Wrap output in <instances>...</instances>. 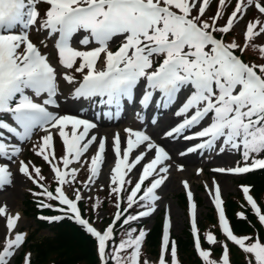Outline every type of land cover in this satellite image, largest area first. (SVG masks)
Masks as SVG:
<instances>
[{
	"label": "snow or ice",
	"instance_id": "snow-or-ice-1",
	"mask_svg": "<svg viewBox=\"0 0 264 264\" xmlns=\"http://www.w3.org/2000/svg\"><path fill=\"white\" fill-rule=\"evenodd\" d=\"M210 3L211 0L202 3L200 0H0V160L14 162L13 158L20 154L21 148L13 140L27 141L36 129L45 132L41 143L34 145V149L37 156L51 165L58 184L55 194L39 183L44 179L39 167H34L33 178L29 163L21 160L18 171L43 189L34 195L58 201L60 207L54 210L63 215L40 216L38 219L51 223L67 218L82 226L98 242L102 264H140L145 230L140 229L138 235H134L138 230L129 227L126 238L114 245L111 252L106 251L108 242L113 240L116 222L134 206L143 210L124 216L123 225L130 226L131 222L155 211L156 201L160 199L157 190L168 178L170 164L166 162L171 161V156L143 131L126 129L128 138L123 149L120 136L116 134L113 138L115 165L110 169V193L116 198L118 211L111 225L103 232L97 230L81 216L78 207L83 199L81 191L75 189V199H70L63 189L64 185L74 183L77 177L78 170L70 165L80 162L97 141L96 135L89 138L97 124L49 110V106L59 107L56 100L58 75H62L68 84L75 85L72 91L74 100L115 108L116 116L125 104L134 108L138 106L140 111L136 116L141 121V113L152 108L156 113L153 124L158 122L160 114L177 104L183 93V99L173 112L179 120L163 133L165 138L199 141L181 151V156L198 151L238 154L242 166L238 163L235 167H220L214 171L239 175L264 170V64L250 65L236 54L238 49L243 53L250 42L264 33V23L257 20L247 24L244 48L235 41L225 43L215 35L227 34L253 5L264 14V5L260 0H236L225 25L218 26L227 2L218 0L216 13L206 18ZM31 30L44 31L49 38L56 37L54 46L59 65L65 70L62 74L30 40ZM74 37H77L79 47L73 46ZM117 37L120 38L118 46L113 50ZM41 43L47 46L44 41ZM258 51L264 58V46ZM77 73L80 79L76 78ZM42 96L46 98L39 101ZM103 115L111 119L114 113L109 110ZM52 130L62 141L64 155L59 161L53 150ZM141 146H145L146 151L130 159ZM148 152H154L153 158L143 165L138 181L127 194L126 207L121 209L122 194L127 191L125 186L131 184L126 177L141 164ZM105 154L106 137H101L98 150L91 158L90 175L84 187L99 177ZM178 170H183V166ZM11 175L9 164H0V188L11 184ZM149 178L152 179L145 187ZM214 185V194L210 192V195H213L222 233L249 255L248 264H253V260L254 264H264V242L258 236L253 239L234 234L226 219L221 189L215 182ZM184 187L188 188L187 182ZM242 191L253 214L264 225V213L249 194L250 187L242 186ZM187 196L191 201L192 192L188 191ZM98 205L99 201L94 207ZM40 207L54 206L41 202ZM191 209L195 248L203 264H217L210 259V251L201 248L194 203ZM5 214L6 207H0V215ZM237 216L246 219L244 213ZM18 219V214L7 218L8 235L0 250V264H9L14 250L25 241L24 234L11 235ZM206 240L209 245L219 243L212 233L206 235ZM169 245L170 221L166 219L159 264H166L165 253ZM222 247L219 264H230L228 246L225 243ZM128 250H131L128 255H122ZM170 253L171 264H177L175 241H171ZM24 264H30V254H26Z\"/></svg>",
	"mask_w": 264,
	"mask_h": 264
},
{
	"label": "rangeland",
	"instance_id": "rangeland-1",
	"mask_svg": "<svg viewBox=\"0 0 264 264\" xmlns=\"http://www.w3.org/2000/svg\"><path fill=\"white\" fill-rule=\"evenodd\" d=\"M202 3L203 0H200ZM227 7L224 10V17L218 20V25H225L226 18L230 13L234 10V5L236 3V0H226ZM260 3L264 4V0H260ZM42 7V6H41ZM218 8V0H211L209 9L206 11V17H212ZM196 10H193V15H196ZM259 20L261 23H264V14L259 13L258 9L255 8V6H251L243 15L242 18L238 20V22L234 23L233 29H235L240 35L244 37V33L246 32V26L249 22H255ZM29 38H31L35 43L38 44L40 47L42 54L46 55L48 57V60L51 62V64L57 68L58 73H63L65 70L61 68L59 65V58L58 53L55 48V38L54 37H47V33L44 31H35L31 30L29 32ZM120 39V38H119ZM113 43V50L118 46V41ZM41 41H44L46 43V47L44 43H41ZM252 42L264 46V33L260 34V36L256 37ZM73 46L79 47L77 43V37H74L73 39ZM69 74H72L71 70H68ZM77 79H80V75L77 73L75 74ZM58 86H59V92L56 97L58 105L64 104V101L66 99H70V96H72V91L75 87V85H70L67 82L64 81L62 75H58L57 80ZM31 94V93H29ZM46 96H42L39 98V101H42L45 99ZM183 99V93H181L180 100L177 101V104H180L181 100ZM38 101V102H39ZM176 104V105H177ZM175 105V106H176ZM50 107V106H49ZM170 109L168 110L169 115L172 113ZM50 111H53L54 113L58 112V107L50 108ZM137 119L136 114H134V119ZM140 120V119H139ZM179 119L174 120V125L178 122ZM206 123V122H205ZM158 123L155 125V127H158ZM138 124H135L134 122H128L127 119H123V121H117L113 125L110 126H101L97 124L98 128H104L107 131H114L116 134H119L120 138H123V135L128 134L125 130L129 128H135L138 127ZM144 127V126H142ZM169 128V127H168ZM152 129V127H147V132ZM54 133V140H53V150L55 152V156L57 158V161H59L60 157L64 155V151L61 147L62 141L59 138L58 133L55 132V130H52ZM167 131L163 130L161 132V136H163V133ZM146 133V130L143 131ZM45 135L44 131L42 129H39L37 133H35L32 137H30L29 140L20 142V148L21 152L18 156L13 158L14 162H8L7 160H0V164H9V170L12 175L16 174V171H18L19 167V161L23 160L25 163H29V171L32 174V177L35 178V172L34 167H39L41 169V175L44 177L41 183L45 184L48 183L47 181L49 179H55V174L51 170V165L44 161L41 156H37L35 154L34 145H37L41 143V137ZM96 135V134H95ZM148 135V134H147ZM92 135H89V138ZM111 138V142L113 141L112 137H106V142L108 139ZM154 142L155 139L151 138ZM99 141V139H97ZM95 142L92 144L89 148V150L84 153V155L81 157L80 162H74L72 165H70L71 168H76L78 170L77 177L74 183L71 185H64L63 189L65 191V194L70 199H75V189H79L82 193L83 199L80 202H89L97 195H107L110 194V187H111V181H110V167H114L115 165V157L111 160V162L106 163L104 162L101 165V171L98 178L95 179L94 183H91L88 185V187H84L85 183H88V177L90 173L88 172V168L90 166L91 158L95 155V153L98 150V143ZM156 143V142H155ZM198 143V142H197ZM196 144V143H195ZM126 145L122 149L125 148ZM190 147V146H189ZM185 149H178L176 153L180 155L179 153L181 151H186ZM140 152H144V150L140 149L134 152V154L130 157V159H134L136 155H138ZM220 158H217V157ZM195 157L200 158V162L196 163L191 166H184L180 162L173 161L171 167L169 168L168 178L165 181V183L157 190V195L160 197L159 200L156 201L155 205V211L148 217L141 218L142 221L147 223V226L145 228V231H148L152 225L154 224V220L158 215H162V217L166 220L170 221V240H174L177 238H180L184 235L185 230L189 226V222L191 219V204L196 205V223H197V229L200 231L203 228V225L205 224V219L207 217V214L210 212L211 208L215 207V204L213 202V195H210V192L214 194V182L215 184H218L221 189V198L222 201L230 197L231 194L237 193L239 188V177L235 176L233 174H223L214 171L216 168L220 167H235L239 163V155L238 154H218L217 151H200L197 154H195ZM211 160L212 158H214ZM153 156L149 157L148 159H145V161H142V164L149 162ZM183 166V170H178L179 166ZM242 166V164H240ZM60 167L63 168L62 163H60ZM185 167L191 168V174H188V171H186ZM143 169V167H142ZM199 170V171H198ZM11 175V178L14 177ZM138 171H132L128 174L126 177V180L130 179L131 183H136L139 178ZM226 176L227 177V183L228 187L224 188L221 183V177ZM20 178V187L18 188V196L15 199H9L7 201L0 202V207H6V214L0 215V250H2L6 235H8L6 223L8 216H17L19 215V219L17 221L16 227L13 229L12 236L14 234H24L25 237L28 233L37 231V237L39 239H42L43 237L51 236L53 231L52 227H44L42 229L37 228V224L35 222V218L32 214H24L25 206L23 205V202L25 200L26 194L29 192L31 193H38L37 190L32 188V185H35L33 183V179H30L28 176H25L23 174L18 176ZM152 178H149L148 181H145L150 183ZM184 182H187L188 188L184 187ZM10 186L5 185L3 188H0V196L4 195L6 192L7 194L10 193ZM9 191V192H8ZM182 191H188L192 192V200L189 201V208L187 210L188 213H186L182 208L179 207L178 201H179V193ZM14 200V201H13ZM43 202V201H41ZM41 204V203H40ZM43 208V207H41ZM178 213V222L176 226H174V220L175 217L172 213L174 209ZM106 212L105 211H99L96 213L94 220L97 221H91L92 223L96 224L98 227L102 229L104 228V224L106 223ZM188 214V215H187ZM48 215H45L47 217ZM188 216V217H187ZM190 217V219H189ZM205 230V229H204ZM205 232H207L205 230ZM208 233V232H207ZM215 236V234H213ZM216 237V236H215ZM213 248H216L219 246V243L211 245ZM22 248V245L19 249L14 250V255L10 258L9 264H12L14 260L16 259L17 255L19 254L20 250ZM32 256H34V252H32ZM31 256V255H30ZM170 252L165 253V258H169ZM151 256L147 255L146 260H150ZM221 258H216L215 261H217V264L221 261Z\"/></svg>",
	"mask_w": 264,
	"mask_h": 264
},
{
	"label": "trees",
	"instance_id": "trees-1",
	"mask_svg": "<svg viewBox=\"0 0 264 264\" xmlns=\"http://www.w3.org/2000/svg\"><path fill=\"white\" fill-rule=\"evenodd\" d=\"M221 26V25H218ZM223 37L227 43L235 41L241 48L245 47V39L240 36L236 30L231 29L227 34H216ZM260 46L254 43H250L249 46L243 51L236 50V52L250 65L255 63L257 65L264 64V58L261 57V53L258 51ZM241 158V157H240ZM239 183L244 186L250 187V193L258 202L264 213V170H254L246 175L240 177ZM56 181H51V186H54ZM131 188L128 187L127 192ZM36 198L43 199L47 203L52 204L53 208H38V201ZM99 201V205L94 207ZM180 207L186 206V197L184 193L179 194ZM116 200L113 195L98 196L88 203H83L80 207L81 213L94 219L95 214L98 211L106 210L110 220L116 209ZM126 204L124 200L122 206ZM25 214L37 215V213H43L52 215L57 213L55 208L60 207L59 203L55 200L49 201L44 196L31 197L28 195L24 200ZM226 212L230 226L235 235L238 237L251 236L255 239L257 236L261 242H264V226L257 220V217L253 214L250 206L247 204L244 198L243 192L239 191L236 194L230 195L225 201ZM143 209L138 206H134L128 213H124V216L128 214H135ZM244 213L246 219H239L237 214ZM121 221H117L114 227V238L111 240L107 252H111L114 245H117L122 239H125V233L129 227L136 228L138 231L134 235H138L140 229L145 228L146 223L141 220L131 222V225H123V218ZM37 228L42 229L49 227L50 225L46 220L38 219L36 221ZM52 235L39 239L37 237V231L29 233L26 239L21 254L15 259L14 264H23L26 254L29 251L34 252V259L32 264H98L96 255L95 241L86 233L84 228L78 225L71 219H63L59 222H53ZM51 227V226H50ZM203 227L209 228L211 231L218 235V238L222 240V243H226L229 249L230 264H248L250 259L249 255L244 253L234 243L228 241L219 231L217 219L215 214L210 211L206 217V223ZM162 233H163V219L158 217L152 226L151 230L146 233L145 240L142 244L140 264H159L160 250L162 246ZM177 245V264H203L202 258L199 256L197 250L194 249L193 239L190 233L189 227L185 230L184 235L175 240ZM201 243L203 250H209L211 255L210 259L214 260L221 254V246L216 249H211L203 239L201 235ZM171 249V242L169 245V251ZM131 250L123 252L122 255H128ZM147 255L151 256V259L146 260ZM171 256V255H170ZM168 264H171V257L166 260ZM254 264V260H253Z\"/></svg>",
	"mask_w": 264,
	"mask_h": 264
},
{
	"label": "bare ground",
	"instance_id": "bare-ground-1",
	"mask_svg": "<svg viewBox=\"0 0 264 264\" xmlns=\"http://www.w3.org/2000/svg\"><path fill=\"white\" fill-rule=\"evenodd\" d=\"M117 38L119 39V37H117ZM117 38H115L114 43L117 41ZM178 106H179V104H177L176 106H173L172 113L170 115H169V113H166L167 111H164L162 114L159 115V119L157 122L159 124L158 127H155V124L152 123V118L150 120H148V122L145 126V128L152 127V129H150L149 132H147V134L151 138L155 139V142L157 144L163 146L169 152V154L171 156V161L166 162V163H169L170 167H171L173 161L180 162L184 166H191V165H194V164L200 162V158L195 157V154H197L200 151L195 152V153H188L187 155H184V156L178 155L176 153V151H178V149H182V148L186 149L189 146H192L199 141H195V140L184 141L182 138L181 139H172V138H165L164 136H161V132L163 130H166V129L168 130L171 126H174V124H173L174 120L179 119V118L174 117V115H173V112L176 110V108ZM52 108H54V107H52ZM164 113H166V114H164ZM57 114H59V115L69 114V115H74V116H78V117L88 118L87 114H89V113L84 112V111H79V109L76 108V106L73 105L69 99H66L64 101V104H62L58 107ZM107 123L104 121V122H102L101 125H105ZM95 134L97 136V139H100L101 137H112V136L114 138V136L116 135V133L114 131H107L106 129L101 128V127L100 128L96 127L95 129H93L89 133V135H95ZM122 137L123 138H120L121 139V146L124 147L126 145V140L128 138V134L123 135ZM110 139L111 138H109L108 141L106 142V154H105L106 155V160H105L106 163L111 162V160L115 157V154L113 152V141L111 142ZM97 142H99V141H97ZM140 149L146 151L145 146H141L137 150H140ZM137 150H135L134 152H136ZM134 152L132 153V155L134 154ZM153 155H154V152H148L147 155L145 156V159H148L149 157H151ZM217 158H220V157L218 156ZM145 159L143 161H145ZM213 159H215V157L212 158L211 160H213ZM142 167H143V164L141 162V164L137 165L136 168L133 169V171H138V173L141 174L142 170H143ZM111 168L112 167H110L109 170ZM185 168H186V171H188V174H191V168H189V167H185ZM18 169H19V167H18ZM15 173H17V175L16 174L12 175L14 177L11 178V184L8 185V186H10V189H12V190H10V193L7 194V192H6L4 195L0 196V202L1 203L6 200L7 203L9 204V202H8L9 199H14V198L16 199L18 196L17 190L21 185L19 182L20 178L18 176L21 175V173L19 171H16ZM227 182H228L227 177L222 176L221 177V183H222L224 188L228 187ZM179 207H180V205H179ZM172 213L174 216H176L175 220H174V226H176V224L178 222V213L175 209L172 211ZM14 235H13V237H14Z\"/></svg>",
	"mask_w": 264,
	"mask_h": 264
}]
</instances>
